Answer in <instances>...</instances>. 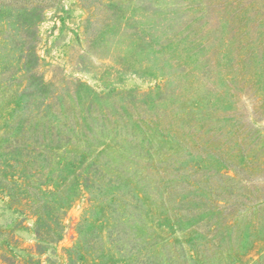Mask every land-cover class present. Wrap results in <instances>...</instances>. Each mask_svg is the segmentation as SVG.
Returning <instances> with one entry per match:
<instances>
[{
  "label": "rangeland",
  "instance_id": "374dc122",
  "mask_svg": "<svg viewBox=\"0 0 264 264\" xmlns=\"http://www.w3.org/2000/svg\"><path fill=\"white\" fill-rule=\"evenodd\" d=\"M0 72V264H127L110 217L140 218L162 137L185 142L161 146L169 182L205 160L219 199L264 198V0H0Z\"/></svg>",
  "mask_w": 264,
  "mask_h": 264
},
{
  "label": "trees",
  "instance_id": "16d2710c",
  "mask_svg": "<svg viewBox=\"0 0 264 264\" xmlns=\"http://www.w3.org/2000/svg\"><path fill=\"white\" fill-rule=\"evenodd\" d=\"M34 75L29 73L31 83L37 80L36 85L45 84L43 80L33 77ZM2 87L4 82L0 78V89ZM12 94L16 96L15 92L10 95ZM13 112L14 110L10 114L12 117ZM6 121L10 122V126L5 128L2 138L5 139L7 136L5 140L12 143L15 139L14 131H17L14 130L13 124L16 119L9 117ZM158 140L161 144L156 145L154 155L147 158L150 161L149 168L158 172L153 178L150 172L148 182L152 181L150 184L152 191L141 187L144 181L142 175H136L137 181H131L133 186H140L135 192L136 199L144 205L145 210L142 208L139 219L134 215L115 219L114 213L110 217V224L116 223L120 233L122 228L126 230L125 227H121L122 225L133 224L128 227L127 232L134 233V242L138 244L135 251L127 257V264H145L153 257L160 260L161 264H235L240 256L246 255L248 250L261 240L256 236L257 232L261 231L260 211L264 205V198L259 197L248 211L240 207V201L230 198L219 199L221 194L217 197L219 192H216L213 185H204L205 182L194 178L207 166L205 160L186 161L184 169L187 173L181 176L182 181L169 182L166 177L168 169L162 164L168 163L171 155L163 152L161 146L169 144L171 150L179 151L185 142L178 140V136L177 143L169 137ZM96 145L93 153L99 154L105 143ZM1 148L2 145L0 151ZM88 162L89 160H84L82 164ZM238 172L239 170L235 168L233 174L226 172L223 175L229 179H238ZM154 190L157 191L159 199L155 197ZM156 215L168 220L153 221L152 218ZM116 258H118L116 255L110 256V260ZM71 259L72 262L76 261L73 255L69 257L70 262ZM263 261L264 253L251 264H263ZM102 264L106 263L102 261Z\"/></svg>",
  "mask_w": 264,
  "mask_h": 264
}]
</instances>
